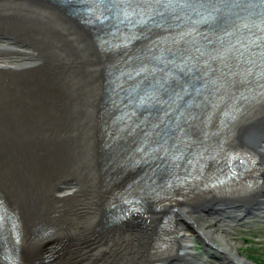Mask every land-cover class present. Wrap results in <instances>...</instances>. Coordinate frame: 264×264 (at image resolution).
Returning <instances> with one entry per match:
<instances>
[{
  "label": "bare ground",
  "instance_id": "1",
  "mask_svg": "<svg viewBox=\"0 0 264 264\" xmlns=\"http://www.w3.org/2000/svg\"><path fill=\"white\" fill-rule=\"evenodd\" d=\"M99 31L61 0H0V191L22 222L24 264H253L229 229L264 219V113L234 134L255 153L259 191L175 204L177 253L148 259L161 211L110 225L106 203L139 168L123 173L102 146L106 70L143 44L104 52Z\"/></svg>",
  "mask_w": 264,
  "mask_h": 264
},
{
  "label": "rangeland",
  "instance_id": "2",
  "mask_svg": "<svg viewBox=\"0 0 264 264\" xmlns=\"http://www.w3.org/2000/svg\"><path fill=\"white\" fill-rule=\"evenodd\" d=\"M79 22L83 24L81 20H79ZM83 25L86 26L85 24ZM252 140L253 139H249V141ZM181 204L186 205L189 204V202L183 201L180 203V205ZM259 219L261 220L257 221L256 219L255 221L253 219L252 223L250 224L246 223L241 226H233L234 227V228L232 227L233 229H229V231L232 232V235H229L230 239H232L235 242L239 252L243 256H245L249 261H251L253 264H264V219L263 218H259ZM257 241H259L260 243L258 244ZM193 246L195 247L197 252L202 253L204 248L201 242L195 240ZM212 251H216V250L212 249ZM207 264H219L217 262V257L209 258ZM221 264H225V263H221Z\"/></svg>",
  "mask_w": 264,
  "mask_h": 264
}]
</instances>
